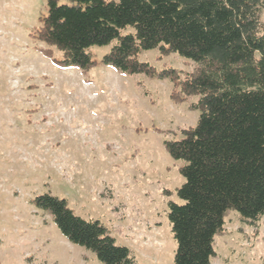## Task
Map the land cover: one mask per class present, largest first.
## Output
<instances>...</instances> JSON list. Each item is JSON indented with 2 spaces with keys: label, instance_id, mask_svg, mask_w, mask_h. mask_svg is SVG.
<instances>
[{
  "label": "rangeland",
  "instance_id": "rangeland-1",
  "mask_svg": "<svg viewBox=\"0 0 264 264\" xmlns=\"http://www.w3.org/2000/svg\"><path fill=\"white\" fill-rule=\"evenodd\" d=\"M46 9V0H0V264H102L31 203L45 193L103 223L138 264H174L168 203H182L184 178L164 147L180 135L164 132L196 125L197 98L177 103L170 82L109 66H57L32 35ZM109 50L91 53L99 61ZM141 60L183 77L196 65L157 50ZM215 244L212 264H264V218L250 224L232 211Z\"/></svg>",
  "mask_w": 264,
  "mask_h": 264
},
{
  "label": "trees",
  "instance_id": "trees-1",
  "mask_svg": "<svg viewBox=\"0 0 264 264\" xmlns=\"http://www.w3.org/2000/svg\"><path fill=\"white\" fill-rule=\"evenodd\" d=\"M32 34L61 68L83 73L98 65L173 85L171 98L199 111L194 127L165 131L164 147L181 162L182 203H168L177 248L174 264H212L215 239L235 211L255 224L264 218V0H46ZM110 47L101 60L91 49ZM51 48L60 54L56 58ZM195 63L158 70L141 60L148 51ZM72 244L102 264H138L99 220L75 213L51 193L31 200Z\"/></svg>",
  "mask_w": 264,
  "mask_h": 264
}]
</instances>
